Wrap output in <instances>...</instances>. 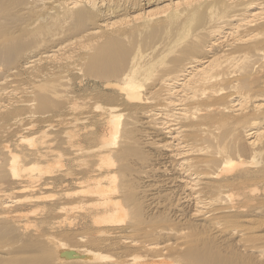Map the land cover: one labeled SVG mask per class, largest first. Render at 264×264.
Instances as JSON below:
<instances>
[{"label":"bare ground","instance_id":"obj_1","mask_svg":"<svg viewBox=\"0 0 264 264\" xmlns=\"http://www.w3.org/2000/svg\"><path fill=\"white\" fill-rule=\"evenodd\" d=\"M0 264H264V0H0Z\"/></svg>","mask_w":264,"mask_h":264},{"label":"rangeland","instance_id":"obj_2","mask_svg":"<svg viewBox=\"0 0 264 264\" xmlns=\"http://www.w3.org/2000/svg\"><path fill=\"white\" fill-rule=\"evenodd\" d=\"M49 191H50V190H48V192H49ZM51 191H52V190H51ZM51 191H50V193H53V191H52V192H51ZM55 191H56V190L54 189V193H57V191H56V192H55ZM56 196H57V194H56ZM56 196H55V197H56ZM55 197H54V198H55ZM54 198H53V199H54Z\"/></svg>","mask_w":264,"mask_h":264}]
</instances>
